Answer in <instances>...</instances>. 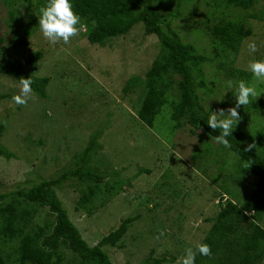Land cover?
Wrapping results in <instances>:
<instances>
[{"label":"rangeland","instance_id":"374dc122","mask_svg":"<svg viewBox=\"0 0 264 264\" xmlns=\"http://www.w3.org/2000/svg\"><path fill=\"white\" fill-rule=\"evenodd\" d=\"M192 2L184 1L177 7L180 13L169 18V27L183 42L192 43L198 54L210 57L215 51L208 27L221 15L238 18L250 29L239 50L222 58L230 68L242 72L236 73L235 79L217 73L214 60L202 65L206 83L198 88L203 96L201 103L211 112L224 109L227 113L238 92L236 83L243 78L264 99V82L248 70L252 60L264 59V0H256L246 10L219 7L214 19L202 0ZM46 3L47 0H0V35L6 46L0 57L9 55V49L11 57L27 60L31 52L39 51L42 57L36 65L26 61L27 75L49 79L45 97L33 92V98L24 106L16 105L12 99L19 94L20 82L0 75V118L4 121L0 145L12 154L0 157V192L30 187L76 167L77 155L91 144L88 167L102 174L103 180L111 178L123 183L120 193L107 203L98 204L104 195L96 197L91 212L79 207L81 188L87 182L71 176L56 187L82 237L94 245L116 229L122 219L134 217L115 246H104L111 261L130 264L148 256H166L172 260L161 264H177L185 249L195 250L207 234L211 225L207 220L217 214L218 202L245 200L255 186V178L236 170L238 157L216 143L215 138L205 135L206 141H199L197 135L189 134L187 125L172 131L166 106L151 127L138 119L143 89L138 83L134 90L123 91V87L131 76L143 79L159 51L157 37L145 34L141 23L104 45L89 43L81 23L79 34L68 44L61 41L52 45L38 24L40 9ZM165 5L175 10L174 2ZM258 14L261 17L254 16ZM30 15L34 23H28ZM18 28L22 30L17 34L20 42L11 46L10 38ZM249 41H255V53L249 52ZM228 81L232 82L231 88ZM222 100H226L224 104ZM238 112L241 120L236 126L246 134L264 131V108L254 112L241 106ZM201 131L197 129L196 133ZM9 200L5 198L0 205ZM35 208L32 224H43L48 219L47 211ZM258 222L264 225V211ZM60 250L65 256L63 264L73 253L65 246Z\"/></svg>","mask_w":264,"mask_h":264},{"label":"trees","instance_id":"16d2710c","mask_svg":"<svg viewBox=\"0 0 264 264\" xmlns=\"http://www.w3.org/2000/svg\"><path fill=\"white\" fill-rule=\"evenodd\" d=\"M13 1L7 0L8 3ZM184 1L193 4V0H71L73 10L82 17L83 33L91 44L104 45L112 38L127 34L138 23L142 24L145 34L157 37L159 51L144 78L131 76L123 91L134 90L137 83V86L141 85L143 97L136 115L147 126H153L156 115L166 106L172 121V131L187 125L190 135H197L199 141L205 142V135L215 138L219 130H213L207 125L211 109L204 107L201 103L203 96L198 93V88L206 83L202 65L207 60H214L217 73L221 72V75L235 79L236 73L242 72L230 68L229 63L222 58L230 53L234 55L239 50L244 37L250 34V29L245 28L238 18L227 19L221 15L208 27L215 51H211L210 57L198 54L192 43L183 42L177 32L169 27V18L177 17L180 13L177 7ZM202 1L205 6H209V14L213 18L219 7L246 10L256 0ZM166 2H174L176 11L165 5ZM220 13L224 14V9ZM254 16L261 17L259 14ZM34 21V16L30 15L28 23ZM21 31L19 28L14 29L10 38L11 46H17L20 42L17 34ZM4 41V37L0 35V56L6 47ZM8 53L9 55L0 57V75L14 77L18 82L21 78H29L26 61L29 65H36L42 57L39 51L31 52L27 60L11 57L9 49ZM30 78L33 80V92L44 98L48 77L38 80ZM246 79L243 78V81L246 82ZM239 82H235L237 86ZM210 89L209 92L213 90ZM225 101L220 103L224 104ZM229 102L232 103L230 100ZM231 106H235V100ZM243 107L252 108L254 112L263 109L264 99L258 97ZM197 129L202 131L196 133ZM3 131L4 121L0 118V136ZM228 139L231 144V147H227L228 151L238 157L236 170L254 177L255 186L240 203L232 199L218 202L220 208L215 216L207 220L211 225L201 241L210 245L212 254H197L195 264H261L264 259V225L258 222L264 211V131L246 134L236 126ZM252 143H255L256 148L245 151L246 146ZM90 150L91 144L77 155L76 167L54 178L40 180L14 192H0V202L5 198L10 199L0 205V264H61L65 257L60 250L63 246L73 253L63 264H122L112 262L104 246H115L134 221V217L122 219L116 229L103 236L98 243L89 245L70 219L57 194L56 187L68 177L75 176L81 182H87L81 188L79 207L91 212L96 206V197L104 195L98 202L103 205L120 193L123 180H103L102 174L88 167ZM11 155L0 145V157L9 158ZM249 164L251 165L247 168L246 165ZM113 173L109 172L108 175L113 176ZM24 202L27 204L23 205ZM35 206L44 207L47 211L48 219L43 224H32ZM171 260L166 256H148L140 262L130 264H161Z\"/></svg>","mask_w":264,"mask_h":264},{"label":"clouds","instance_id":"9594fccd","mask_svg":"<svg viewBox=\"0 0 264 264\" xmlns=\"http://www.w3.org/2000/svg\"><path fill=\"white\" fill-rule=\"evenodd\" d=\"M39 27L43 37L52 45L58 42L68 44L71 39L79 34L78 25L81 24V17L73 10L71 0H47L41 7L39 15ZM250 53L257 51L255 41L247 44ZM248 70L260 82H264V59L252 60L248 65ZM33 80L29 78L20 79L19 94L12 97L16 105L26 106L33 98ZM232 87V82L228 81V88ZM254 86L248 85L241 80L238 84V92L235 95V106L229 107L227 113L224 109L211 112L207 117V125L213 130H219L215 137V142L225 147H231L229 137L234 128L241 120L238 109L241 106L252 103V99L260 95ZM256 148L255 143L248 144L245 151ZM251 164L246 165L248 168ZM211 256V247L207 243L198 242L195 250L192 247L185 249V254L177 261V264H195L196 255Z\"/></svg>","mask_w":264,"mask_h":264}]
</instances>
